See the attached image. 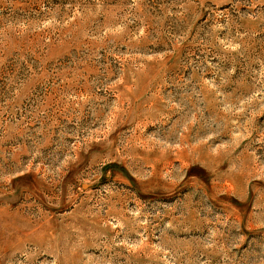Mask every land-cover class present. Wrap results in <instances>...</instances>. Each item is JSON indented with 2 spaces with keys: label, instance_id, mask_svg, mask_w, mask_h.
<instances>
[{
  "label": "rangeland",
  "instance_id": "1",
  "mask_svg": "<svg viewBox=\"0 0 264 264\" xmlns=\"http://www.w3.org/2000/svg\"><path fill=\"white\" fill-rule=\"evenodd\" d=\"M0 264H264V0H0Z\"/></svg>",
  "mask_w": 264,
  "mask_h": 264
}]
</instances>
